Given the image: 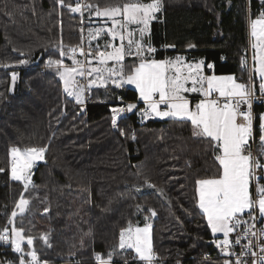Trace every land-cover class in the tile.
<instances>
[{
	"label": "trees",
	"instance_id": "obj_1",
	"mask_svg": "<svg viewBox=\"0 0 264 264\" xmlns=\"http://www.w3.org/2000/svg\"><path fill=\"white\" fill-rule=\"evenodd\" d=\"M134 1L90 0L101 9ZM162 1L147 39L156 49L152 59L187 53L204 61L206 73L233 74L260 92L261 81L247 62L249 21L264 12V0ZM65 3L75 7L76 0ZM80 27V13L58 0H0V229L23 228L25 236L34 238L32 246L24 244L25 251L35 248L49 264H99L96 254L107 257L112 251L116 264H144L116 246L122 229L152 218L159 264H179V259L226 264L211 243L214 236L197 203V181L221 171L218 152L207 138L193 135L190 120L148 117L139 122L144 102L128 86L95 87L84 104L68 97L59 71L48 62L71 63L56 45L62 42L65 51L80 47ZM140 60L127 56L125 72ZM12 73H18L17 81ZM199 96L189 97L192 105ZM119 100L136 103V108L114 126L110 109ZM254 111L257 117L263 113L264 102L256 103ZM254 130L257 157L264 159L258 126ZM12 147L46 150L27 189L11 178ZM21 197L28 199V208L10 224ZM19 256L11 245L0 243V262L16 264Z\"/></svg>",
	"mask_w": 264,
	"mask_h": 264
},
{
	"label": "snow or ice",
	"instance_id": "obj_2",
	"mask_svg": "<svg viewBox=\"0 0 264 264\" xmlns=\"http://www.w3.org/2000/svg\"><path fill=\"white\" fill-rule=\"evenodd\" d=\"M58 3L67 7L73 13L83 15L82 7L95 10V16L101 18L105 23L111 22L112 27L99 28L95 32L90 31L92 39H96L101 32L111 36L113 40L119 38V46L105 45L111 47V51H100L97 45L94 51L89 47L86 53L83 48L79 49L82 56L89 57L88 63L94 59L99 65L104 66L108 61L115 62L113 67H92L85 71L80 61L76 59L77 48L69 47L65 51L61 43L56 47L62 57L71 55L73 67L65 65L63 59L49 60L48 66H55L64 80L65 89L68 95L75 98L76 102L83 104V94L87 88L96 83V79H91L87 85H81L76 77H91L93 73L96 77L104 81L103 73H108V79L113 84L121 86L123 83L134 84L139 90V97L146 102L150 114L160 118H177L190 120L193 126V135L207 138L213 145L214 151L219 154L215 156L218 160L221 171L215 177L203 178L197 181L198 207L207 216V223L211 232L223 234V239L215 241L222 250L240 244L241 240L248 237L251 229L255 226L257 215L264 218V184L260 183L264 176H257L256 170L264 171V164L259 159L253 157L250 151H246L249 142L254 140V121L258 118L259 141L264 144V113L254 115L252 111L253 87L251 84L238 83L234 76L216 77L204 76L201 74L202 62L187 64L185 73V61L181 57L172 59H146L144 54H152L156 49L146 43L145 34L148 31L151 21L156 18V13L160 11V0H151L150 3L128 2L120 5L104 7L101 9L94 4H80L76 0L75 7L66 4L65 0H58ZM121 17L122 19H117ZM130 25L142 26L139 28L138 40H133V31L125 30ZM125 34L128 40L125 45ZM251 35L255 38L252 45L259 53L257 69L259 79V91L264 94V12L251 22ZM91 44V41H89ZM168 47H174L169 45ZM195 47V45H189ZM135 49L133 52L132 49ZM126 55H136L141 58V62L125 73L122 61ZM254 59H257L254 57ZM21 64L25 63L20 61ZM211 68V65H207ZM172 75H169V71ZM16 73H12L15 80ZM191 84L189 87L188 84ZM213 92L218 93L220 99H212ZM185 93H201L204 97L200 99L194 107ZM163 105V109L161 108ZM241 105H246V110L241 109ZM136 105L128 104L126 107H113L112 124L116 126L117 118L125 111H131ZM148 115L149 112L142 113ZM133 139L135 136L133 134ZM45 148H26L23 151L18 147L10 149V173L15 181H21L27 189L31 182V168L37 160L43 159ZM4 169L0 168V172ZM147 183V178H145ZM255 183V191L250 190V186ZM149 187H154L149 184ZM29 201L21 197L16 208L20 214L26 210ZM47 211V209H45ZM17 211L11 213L14 224ZM155 215V212L152 213ZM247 215L249 219L243 217ZM244 225L243 231H238ZM150 225L143 228H131L121 230L119 249L132 248L145 264H152L154 253L150 238ZM237 233L234 241L229 239L230 234ZM254 234V233H252ZM264 234V233H262ZM33 237L25 236L23 228L15 226L0 229V242H11L14 252L20 254L19 264H47L39 259L35 248L25 251L23 244L33 245ZM47 243V236L42 238ZM251 250L252 242L242 246ZM264 251V244L260 245ZM109 253L107 258L97 253L96 258L99 264H112V256ZM255 255V253H252ZM31 257L25 261L24 257ZM229 264V262H226ZM239 264V262H238ZM264 264V261H261Z\"/></svg>",
	"mask_w": 264,
	"mask_h": 264
},
{
	"label": "rangeland",
	"instance_id": "obj_3",
	"mask_svg": "<svg viewBox=\"0 0 264 264\" xmlns=\"http://www.w3.org/2000/svg\"><path fill=\"white\" fill-rule=\"evenodd\" d=\"M136 1V0H135ZM134 1V2H135ZM138 1V0H137ZM160 2H162V4H163V1L162 0H160ZM161 4V5H162ZM161 13V12H160ZM260 15H257V16H254L250 21H249V36H250V55H249V58H248V62H247V64H248V68H249V70H250V72L252 73V71H255L256 72V74H257V77H259L258 76V72H257V69H258V67H259V63H258V55H259V53H258V51L256 50V49H254L253 47H252V45L256 42L255 41V38L254 37H252V35H251V22H252V20H254V19H256L257 17H259ZM157 17V16H156ZM117 19H122L121 17H117ZM108 27H112V24H111V22H107V23H105L101 18H98V17H96L95 16V10H90L89 12H88V14H87V26H86V33H85V37H83V42H82V45L80 46V47H75V48H77V49H79V48H83V46L85 45V47H86V50H87V52L89 51V47H91L94 51L96 50V47H97V45H99L100 47H99V50L100 51H111L112 50V48L111 47H109V48H105L104 46L105 45H113V42L116 40V41H118L119 43H120V41H119V38L117 37V39H115V40H113L112 38H111V36L109 35V34H107V33H105V32H101L100 33V35L96 38V39H94V41L92 40V38L90 37V35H89V32L90 31H92V32H95L97 29H99V28H108ZM138 29H136V30H134L133 28H132V25H130V26H128V28L125 30V33L127 32V31H133V32H135V31H137ZM138 33H139V31H137ZM145 36H146V34H145ZM132 39L133 40H135V37L133 36L132 37ZM99 40V41H98ZM127 40H128V37H127V34H125V45H127ZM138 40V39H137ZM89 41H91V44H89ZM142 42H144L145 43V37H144V40L142 41ZM147 45V44H146ZM192 47H189L188 46V48L187 49H191ZM134 49V48H133ZM166 49H167V47H166ZM135 50H133V52H134ZM148 54V53H147ZM146 53H145V55H147ZM145 55H144V57H145ZM127 56H131V55H126V57ZM126 57H125V59H126ZM176 57H181V58H183L184 59V61H185V67H186V63L189 61V62H191L190 60V58H188L189 56H188V54L187 53H178V54H176L175 55V57H173V58H170V59H172V60H174ZM254 57L255 58H257V59H254ZM69 58L71 59V63H69V64H67V63H65V65H67V66H69V67H73V66H76V65H73V63H72V57H71V55H69ZM76 59L77 60H79L80 61V64L81 63H83V59L81 58V57H76ZM89 59H91V58H89V57H87L86 58V67H84V69H85V71L87 72V70L88 69H90V68H92V67H113V66H117V67H119V65H115V62H113V61H108L107 62V64L106 65H104V66H101V65H99L94 59L92 60V62L91 63H88V60ZM125 59L121 62L122 63V65H123V63H124V61H125ZM141 61H139L138 63H137V65L140 63ZM193 62V61H192ZM136 65V66H137ZM135 67V66H134ZM133 67V68H134ZM123 68H124V65H123ZM125 71V70H124ZM126 73V72H125ZM186 73V72H185ZM173 73H172V71L170 70L169 71V75H172ZM216 76V77H226V76H234V78H235V75H233V74H225V75H218V74H214V73H212V74H208L207 73V76ZM59 76H60V78H61V80L63 81V78L61 77V75H60V73H59ZM103 77H104V81L105 80H107L109 83H111V84H113L112 82H111V80H109L108 79V73L107 72H104L103 73ZM17 78H18V73H16V77H15V81H17ZM76 79H77V81H79V83L81 84V85H87L88 84V82L91 80V79H96V83L95 84H93V85H91V87H89V88H87L86 89V91L84 92V94H83V100H84V103H86L87 101H88V98H89V94H90V91L93 89V88H95V87H100V88H103V87H107V86H103V85H105V83H108V82H102L101 81V79H99V78H97L96 77V74L95 73H93V75L91 76V77H89V76H87V74L85 75V77H80V76H77L76 77ZM236 79V78H235ZM236 81L238 82V83H244V82H242V81H239L238 79H236ZM246 84V83H245ZM113 85H115V84H113ZM113 85H108V86H113ZM122 85H126V86H128V87H130V88H134V89H136V90H138V88L134 85V84H128V83H123ZM122 85L121 86H115V87H122ZM251 86L253 87V91H255V92H257L256 91V87H255V84H251ZM63 87H64V91L66 92V94H67V96L68 97H70V98H72L75 102H76V100H75V98L74 97H72V96H70V95H68V93H67V91H66V89H65V84H64V82H63ZM138 93H139V90H138ZM214 94H216V95H218V93H216V92H213ZM200 95V97H202L203 98V96L201 95V94H199ZM190 96V95H189ZM192 96V95H191ZM139 101H142L141 99H140V97H139ZM189 101H190V99H189ZM118 102V101H117ZM116 102V103H117ZM142 102H144V101H142ZM191 102V101H190ZM221 102H223V101H221ZM77 103V102H76ZM83 103V104H84ZM79 104V103H78ZM128 104H133V105H136V103H126V104H124V106H121V107H126V105H128ZM191 105H192V103H191ZM116 106V105H115ZM193 106V105H192ZM163 105H161V108L163 109ZM194 107V106H193ZM247 107V106H246ZM246 107H242L241 109L242 110H246ZM253 107L254 106H252V111H253V113H254V115H257V113H255V111H254V109H253ZM117 108H119V107H117ZM132 110H134V109H132ZM129 111H125L124 113H122V115H126L127 113H128ZM264 113V112H263ZM151 116H153V117H155V118H159V119H168L167 117L166 118H160V117H156V116H154V115H152V114H150V116L149 117H151ZM120 121V120H119ZM119 121H118V123H119ZM118 123L116 124V126H118ZM256 126H258V124L256 125V123H255V121H254V129H255V127ZM258 130V129H257ZM254 134H255V130H254ZM259 134H260V132H259ZM254 138H255V141H257V139H256V137H255V135H254ZM253 142H254V140L253 141H250L249 142V147H248V149H251L252 148V145H253ZM256 143V142H255ZM37 148H40V147H37ZM22 151L24 150V149H21ZM45 152H46V150H45ZM45 152L43 153V159L42 160H37L33 165H32V168H31V172H30V176H31V182L28 184V187H30L31 185H32V182H33V176H34V172H35V169L37 168V166L40 164V163H42V162H44L45 161ZM257 159H259V162L261 163V164H264V159H260V158H258L257 157ZM264 180V179H263ZM23 183V182H22ZM260 183L261 184H264V182L262 181V179L260 180ZM27 187V188H28ZM254 188H255V183H253L251 186H250V190H252L253 192H254ZM160 193H161V195H162V197L165 199V200H167V201H169V196H168V194L164 191V190H160ZM24 199H26V198H24ZM26 200H28V199H26ZM29 205V204H28ZM28 205H27V207H26V210H27V208H28ZM26 210H25V212H26ZM202 210V209H201ZM15 211H17V213L18 214H20L19 213V210L16 208V210ZM203 211V210H202ZM24 212V213H25ZM17 214V215H18ZM206 215V214H205ZM207 217V216H206ZM146 224H148V225H150L151 227H150V238H151V244H152V218H147L146 220H145V223L144 224H139V223H132V224H130L128 227H131V228H133V229H135V228H137V227H139V228H143ZM11 227H13V225H11ZM10 227V228H11ZM127 227V228H128ZM213 234V233H212ZM119 242H120V239H119ZM0 243H4V244H9V245H11V242L10 241H8V242H0ZM27 243V241L25 240L24 241V244H26ZM24 244H23V246H24ZM118 245H119V243H118ZM118 245L116 246V250L117 251H122V252H126V251H132L133 253H135L136 255H137V257H139L138 256V254L135 252V250L134 249H132V248H126V249H119L118 248ZM12 246V245H11ZM32 246V245H31ZM152 249H153V247H152ZM110 253H114L113 251L112 252H110ZM153 253H154V251H153ZM116 254V253H115ZM115 254H113V256H112V264H116L115 263V258H114V256H115ZM104 258H107V257H104ZM139 260L140 261H142L140 258H139ZM157 260H158V258H157V256H156V254L154 253V259H153V261H152V264H159L158 262H157ZM26 261V260H25ZM27 262V261H26ZM98 262V261H97ZM144 264H145V262L144 261H142ZM99 263V262H98ZM47 264H49V263H47Z\"/></svg>",
	"mask_w": 264,
	"mask_h": 264
},
{
	"label": "built area",
	"instance_id": "obj_4",
	"mask_svg": "<svg viewBox=\"0 0 264 264\" xmlns=\"http://www.w3.org/2000/svg\"><path fill=\"white\" fill-rule=\"evenodd\" d=\"M79 2L82 6L84 4H91L90 0H79ZM89 11H90L89 9L82 7L83 15L80 14V16H81L80 30H81L83 37H85V33H86L87 14ZM83 49L87 53L85 45L83 46ZM75 56L81 57L83 59V63H81V65L86 67V58L87 57L80 55L79 49H77ZM211 69H213V66L211 67ZM203 98L200 97V99H203ZM211 98L212 99H220L221 101H223V98H220L218 95H216L214 93L212 94ZM263 102H264V94H261L260 92L253 91L252 106H255L256 103H263ZM126 103L127 102H122L121 100H119L117 103H115L113 105V107H121V106H124V104H126ZM242 107H246V105H241V108ZM253 109H254V107H253ZM145 112H149V114L143 115L142 113H145ZM149 115H150V110L148 109L147 103L144 102V107L138 112L139 122H141V123L146 122ZM123 116L124 115L121 114L117 118V123ZM246 151H250L252 153L253 157L257 158L255 142L253 143L252 148L247 149ZM256 175L257 176H264V171L257 169ZM254 191H255V188H254ZM243 218L249 219L247 215H245ZM254 223H255V226L251 229V232L248 235V237L242 239L240 244H233V246L228 247L224 250H222L220 247H218L217 244L215 243V241L222 240L224 238L223 235L214 236L211 243H212L214 249L216 250V253L220 257H222L226 262H229V264H238V262H239V264H261V261H264V251H261V248H260V245L264 244V234H262V233H264V218H261L259 215H257ZM244 227H245L244 225H241V227L238 231H243ZM252 233H254V234H252ZM236 234L237 233L230 234L229 239L234 241ZM249 240H251V242H252V247H251L250 251L248 249H245L242 247L243 245L248 244ZM252 253H255V255H252ZM0 264H13V263L12 262H6V263L0 262ZM16 264H19V262ZM179 264H184L182 259H179Z\"/></svg>",
	"mask_w": 264,
	"mask_h": 264
},
{
	"label": "crops",
	"instance_id": "obj_5",
	"mask_svg": "<svg viewBox=\"0 0 264 264\" xmlns=\"http://www.w3.org/2000/svg\"><path fill=\"white\" fill-rule=\"evenodd\" d=\"M151 2V1H150ZM150 2H141V1H135V3H150ZM162 4V2H160V5ZM162 10H163V4L160 6V11L159 12H157L156 13V16L158 17V14L160 13V12H162ZM156 17V18H157ZM155 18V19H156ZM154 19V20H155ZM153 20V21H154ZM153 21H151V23H150V25H149V28H148V31H147V33H146V36H145V43L148 45V36H149V34H150V30H151V24H152V22ZM140 27H142V26H137V25H132V28L134 29V30H136V29H138L137 31H139V28ZM137 31H135L134 33H135V35H134V37H135V40H137V39H140V37H139V33L137 32ZM93 41H94V39H92ZM99 41V40H98ZM113 45H115V46H119V42L118 41H114L113 42ZM133 50H135V49H132V51ZM147 54V53H146ZM145 55V54H144ZM126 57V56H125ZM173 57H175V56H172V57H168V58H166V59H170V58H173ZM144 58H146V59H152L151 58V54H147V55H145V57ZM125 59V58H124ZM141 61V60H140ZM191 62H187L186 64H195L196 62H202V70H201V74L202 75H204V76H207V73H206V70H205V64H204V61L202 60V59H200V58H193V59H191L190 60ZM193 61V62H192ZM184 71L185 72H187V67H185L184 68ZM259 78V77H258ZM106 82H108L107 80H105ZM63 82H64V80H63ZM108 85H113V84H111V83H105V85H103V86H108ZM113 86H117L116 84L115 85H113ZM122 86H126V85H122ZM188 86L190 87L191 86V84H190V82H189V84H188ZM134 89V88H133ZM136 90V89H135ZM137 92H138V90H137ZM139 94V93H138ZM194 95V94H201V93H185V95L187 96V98L188 99H190L189 97L191 96V95ZM190 95V96H189ZM202 95V94H201ZM200 100V96L199 97H197L196 98V101L193 103V106L198 102ZM151 117H153V116H151ZM153 118H155V117H153ZM219 154V153H218ZM213 236H221V235H223V234H221V233H217V234H212Z\"/></svg>",
	"mask_w": 264,
	"mask_h": 264
}]
</instances>
